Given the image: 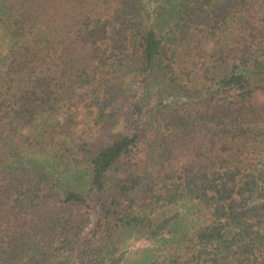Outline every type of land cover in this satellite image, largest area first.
<instances>
[{"label": "trees", "instance_id": "trees-1", "mask_svg": "<svg viewBox=\"0 0 264 264\" xmlns=\"http://www.w3.org/2000/svg\"><path fill=\"white\" fill-rule=\"evenodd\" d=\"M0 264H264V0H0Z\"/></svg>", "mask_w": 264, "mask_h": 264}]
</instances>
